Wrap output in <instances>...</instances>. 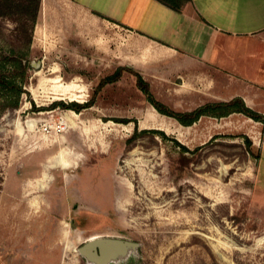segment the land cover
<instances>
[{
	"label": "rangeland",
	"instance_id": "1",
	"mask_svg": "<svg viewBox=\"0 0 264 264\" xmlns=\"http://www.w3.org/2000/svg\"><path fill=\"white\" fill-rule=\"evenodd\" d=\"M127 66L175 112L214 99L208 77L143 37L42 0L27 93L15 111L0 101V264H95L79 253L92 237L138 244L110 264H264L262 124L236 113L183 126L130 72L98 90Z\"/></svg>",
	"mask_w": 264,
	"mask_h": 264
},
{
	"label": "crops",
	"instance_id": "2",
	"mask_svg": "<svg viewBox=\"0 0 264 264\" xmlns=\"http://www.w3.org/2000/svg\"><path fill=\"white\" fill-rule=\"evenodd\" d=\"M73 1L143 37L185 74L208 77L214 99L205 103L240 97L264 115V0H192L182 13L159 0Z\"/></svg>",
	"mask_w": 264,
	"mask_h": 264
},
{
	"label": "trees",
	"instance_id": "3",
	"mask_svg": "<svg viewBox=\"0 0 264 264\" xmlns=\"http://www.w3.org/2000/svg\"><path fill=\"white\" fill-rule=\"evenodd\" d=\"M159 1L179 13L184 12L192 4V0ZM41 4L42 0H0V19H6L13 24V28L7 29L6 33L2 28L0 29V101L3 103V112L19 109L22 98L27 93L32 44ZM124 72L135 75L138 88L158 113L177 120L183 126H192L202 117L224 118L236 113L264 124V115L249 108L240 97L229 102L209 103L192 112H175L157 100L150 84L130 67H120L115 74L101 82L98 90L100 91L107 84L119 81ZM94 103L95 99L85 105L56 101L52 105V110L60 108L80 113L84 109L91 108ZM247 140L248 144H251V141Z\"/></svg>",
	"mask_w": 264,
	"mask_h": 264
},
{
	"label": "water",
	"instance_id": "4",
	"mask_svg": "<svg viewBox=\"0 0 264 264\" xmlns=\"http://www.w3.org/2000/svg\"><path fill=\"white\" fill-rule=\"evenodd\" d=\"M137 247L138 244L131 241L104 238L97 241H87L79 249V253L95 264H110L120 257H125L130 250Z\"/></svg>",
	"mask_w": 264,
	"mask_h": 264
},
{
	"label": "bare ground",
	"instance_id": "5",
	"mask_svg": "<svg viewBox=\"0 0 264 264\" xmlns=\"http://www.w3.org/2000/svg\"><path fill=\"white\" fill-rule=\"evenodd\" d=\"M99 239H104V238H99V237H92L88 241H97Z\"/></svg>",
	"mask_w": 264,
	"mask_h": 264
}]
</instances>
